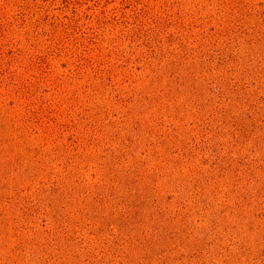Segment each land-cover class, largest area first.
<instances>
[{
  "label": "rangeland",
  "instance_id": "374dc122",
  "mask_svg": "<svg viewBox=\"0 0 264 264\" xmlns=\"http://www.w3.org/2000/svg\"><path fill=\"white\" fill-rule=\"evenodd\" d=\"M261 103L264 0H0V264H264Z\"/></svg>",
  "mask_w": 264,
  "mask_h": 264
},
{
  "label": "trees",
  "instance_id": "16d2710c",
  "mask_svg": "<svg viewBox=\"0 0 264 264\" xmlns=\"http://www.w3.org/2000/svg\"><path fill=\"white\" fill-rule=\"evenodd\" d=\"M262 104H263V106H264V103H261V104H255L256 106H257V108L259 109V108H261L262 107ZM251 107H252V105H251ZM260 111V110H259ZM257 113V112H256ZM261 117V116H260ZM263 120H264V115H263ZM261 124V123H260ZM263 125H262V127H263V129H264V122L262 123Z\"/></svg>",
  "mask_w": 264,
  "mask_h": 264
}]
</instances>
